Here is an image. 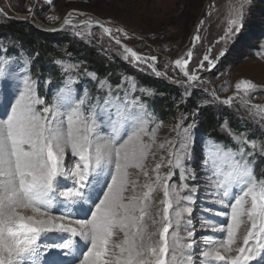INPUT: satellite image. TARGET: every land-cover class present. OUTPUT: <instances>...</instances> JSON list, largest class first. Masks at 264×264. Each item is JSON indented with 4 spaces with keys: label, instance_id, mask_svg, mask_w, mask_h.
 Masks as SVG:
<instances>
[{
    "label": "snow or ice",
    "instance_id": "1",
    "mask_svg": "<svg viewBox=\"0 0 264 264\" xmlns=\"http://www.w3.org/2000/svg\"><path fill=\"white\" fill-rule=\"evenodd\" d=\"M250 5L251 0H240L221 39L241 34L245 8L250 13ZM69 24L65 19L64 25ZM96 25L112 36L111 28L99 21ZM112 38L121 44L119 38ZM199 39L194 36L193 44ZM122 47L125 60L130 57L133 64L146 63L133 49ZM224 55L222 50L217 59ZM187 57L174 63L193 85L199 77L195 70L190 74L186 69L191 50ZM148 59L156 61L157 57ZM203 60L209 69L215 66L208 55ZM0 63L4 64L0 108L6 116L0 118V264H194V232L183 236L181 228L190 223L185 214L193 212L192 195L182 193L189 190V175L195 178L188 166L195 155V118L185 123L187 115L181 116L172 128L175 137L159 142L162 122L157 123L143 101L127 91L120 97L109 84L102 97H93L87 91L74 93L75 81L69 80L48 103L38 94L35 81L23 77L22 84L15 83V72L6 61ZM149 67L161 75L154 65ZM104 83L100 82V90ZM236 88L242 97L234 93L221 100L213 93V102L231 106L239 98L245 106L257 85L241 81ZM248 107L254 116L264 117V108ZM105 126L109 132L102 134ZM226 131L237 148L214 138L204 142L203 166L209 173L211 202L230 212L215 211V216L227 218L226 225H206L223 235L207 241L201 259L204 264H261L264 174L256 176L252 157L264 155V143L250 141L230 128ZM245 144L251 151H246ZM158 150L167 151V162L160 155L149 169V158L156 161ZM164 167L166 173L161 172ZM177 171L179 183L171 182ZM140 175L146 178L143 184ZM157 191L163 194L159 201L154 196ZM27 209L34 215H23ZM242 227L245 234L238 243ZM121 234L119 242H114Z\"/></svg>",
    "mask_w": 264,
    "mask_h": 264
},
{
    "label": "rangeland",
    "instance_id": "2",
    "mask_svg": "<svg viewBox=\"0 0 264 264\" xmlns=\"http://www.w3.org/2000/svg\"><path fill=\"white\" fill-rule=\"evenodd\" d=\"M239 3L240 0H0V25L12 26L11 29L15 32L24 30L22 27H34L53 33L61 32L71 36L74 43H84L92 54L100 55L104 65H115L114 73L119 77L118 84L112 87L110 78H103L97 81L95 91L102 97L110 84L112 92L120 97H123L126 91L130 97L135 96L139 99L137 97L139 96L147 110L153 113L156 122H162L157 134L159 142L175 137L176 133L172 128L181 116L187 115L185 123H191L195 118L197 124L195 155L188 164L189 171L194 173L195 178L192 174L189 175L187 181L189 190L182 193L192 195L194 203L190 206L193 212L191 215L185 214V221L190 223H187L186 228L182 227L185 230L181 229L183 236H186L187 231L194 232L192 238L194 247L191 250L194 264H204L201 251L207 241L223 235L213 232L211 227L206 225L209 222L217 225L227 223L226 217L215 216L216 210L227 209L213 204L211 202L213 197L209 195L207 179L209 173L203 166L204 149L207 146L204 142L208 138L203 139V131L200 128L203 114L221 117L217 134L222 136L224 140L222 143L225 146L238 147L227 134L228 128L236 134L246 135L250 141L264 143V117L254 116L248 107L252 105L264 108V0H251L250 13L248 7L245 8L246 17L241 34L227 41L223 40L221 37L225 35L227 22L235 15ZM65 19L70 20L71 24L64 25ZM96 21L111 28L112 36L106 35L102 28L96 25ZM200 21L204 22L201 24ZM116 28L123 29V32H117ZM77 32L81 35H76ZM197 35L200 39L193 44V37ZM112 37L119 38L121 44H116ZM9 43L11 41H0L1 53ZM68 46L69 44L64 43L59 50L66 52ZM122 46L133 49L146 60V63L133 64L130 57L125 60ZM55 48L58 47L55 45ZM189 50L192 51V58L186 69L190 74L195 70L199 77L193 85L187 83V77L174 63L177 59H187ZM222 50L225 55L217 59ZM205 55L215 61V66L211 69L208 62L203 60ZM152 56L157 57L156 61L148 59ZM72 57L71 53H65L61 59L54 62L65 76L57 82L50 76L55 75V72L49 75L59 86L53 95L48 96L46 100L48 103L53 101L54 95L69 80L75 81L76 85L83 83L86 88L79 91L74 84L72 85L74 93L87 91L89 95H94L88 91V86L90 88V84L95 81L96 75L93 78L95 73L85 67L84 60L77 61ZM22 60V65L16 67L14 62L0 57V62L6 61L7 66L17 75L18 79L15 81L17 84H22L21 78L30 77L26 56L22 55ZM201 61L203 68L200 67ZM149 64L154 65L161 75L157 76ZM2 67L4 64L0 63V68ZM65 69L69 71L66 73ZM143 79H162L172 86L173 90L167 94L173 102L172 114L163 118L160 116L161 110L155 107L153 100H159L163 94L156 93L146 86V83L139 87L137 84ZM241 81H250L257 85L246 98L247 105L241 106L242 101L239 98L235 99L231 106L213 102V93L221 100L233 96L234 93L242 97L243 92H238L236 88L237 83ZM100 82H105L103 90H100ZM51 87L56 90L55 84ZM38 94L40 95L39 91ZM188 99H192L195 106H191ZM244 147L246 151H251L248 145L245 144ZM160 155L165 157L163 163L166 164L167 151L158 150L152 166L159 162ZM260 157L261 154L257 153L252 159L258 160ZM69 166L74 165L70 162ZM167 171V167L161 169L162 173ZM171 182L179 183L178 171ZM154 196L156 201L163 198L161 191L154 193ZM206 207L213 211H205ZM30 213L34 215L32 211ZM53 215L58 213L53 212ZM244 234L245 230L242 227L238 234V243L242 242Z\"/></svg>",
    "mask_w": 264,
    "mask_h": 264
},
{
    "label": "trees",
    "instance_id": "3",
    "mask_svg": "<svg viewBox=\"0 0 264 264\" xmlns=\"http://www.w3.org/2000/svg\"><path fill=\"white\" fill-rule=\"evenodd\" d=\"M11 28L12 26L9 27L5 24L0 25V41H11L9 45H6V48L2 53L0 49V57L3 56L4 59L14 62V65L17 67L22 65V55L26 56L28 61L27 70L30 77L36 82L35 84L40 92V96L46 100L48 99V96L53 95L58 90L57 87L59 84L53 82L52 78L57 82L64 79L65 75L61 73V70L56 67L54 62L57 59H61L65 53H71L73 56L72 58L77 61L84 60L85 67L95 73V81L90 84V88L88 86V91L94 94L93 97H95V95L98 96L95 91L98 80L110 78L112 87H114L113 85L118 84L119 77L114 73L116 66L110 64L104 65V62L101 61L100 55L96 53L92 54L91 50L87 48L84 43H74L71 36L62 34L61 32H47L34 27H22L21 29H24L21 30L22 33L12 31L13 28ZM64 43L69 44L66 52L59 50ZM55 45L58 47L57 49L55 48ZM53 72H55V75H50ZM49 75L52 76V78H50ZM143 83H146V86L155 90L156 93L163 94V97H160L159 100H153L155 107L161 110H159L160 116L163 118L165 115L168 116L170 113L172 114L174 112V110H172L173 102L167 97V94L173 90L172 86L162 79H143L137 85L141 87ZM54 84L56 85L55 91V88L51 87ZM83 86V83H78L76 85V87L79 88V91L86 90L85 86ZM51 88L53 91H51ZM177 97L179 96L177 95ZM188 103L192 104L191 106H195V102L192 103V99H188ZM220 120V116L215 117L209 116L208 114L206 115V113L203 114L201 121L202 125H200L204 135L203 138H214L216 141L224 142L222 136L217 134V129L221 124ZM255 161L256 174L258 176V173H260L258 176L260 177L264 174V155H261V157Z\"/></svg>",
    "mask_w": 264,
    "mask_h": 264
},
{
    "label": "bare ground",
    "instance_id": "4",
    "mask_svg": "<svg viewBox=\"0 0 264 264\" xmlns=\"http://www.w3.org/2000/svg\"><path fill=\"white\" fill-rule=\"evenodd\" d=\"M10 110V109H9ZM0 118H6V116H5V113H4V110H3V108H0ZM109 132V129L107 128V127H104L103 128V130H102V134H107ZM152 163H153V161H152V159L151 158H149V169L152 167ZM130 171H133V172H135V170H130ZM151 175V174H150ZM143 176H139V181H140V183L141 184H143L144 182H145V177H143V179L141 180V178H142ZM110 179V178H109ZM142 181V182H141ZM227 211H229L230 212V208L229 209H227ZM31 211H29V209H27V210H22V213H23V215H30L31 213H30ZM90 215V214H89ZM79 218H81V219H83V218H85L83 215H81ZM79 227V226H78ZM181 229H183V228H181ZM242 229V228H241ZM183 230H185V229H183ZM122 238V234L121 235H119V236H117V237H114V242H119V239H121ZM78 239V238H77ZM240 241V240H239ZM242 243V242H241ZM85 251H86V248L84 249ZM222 251V250H221ZM81 258H82V256H81ZM217 264H224V262H217ZM252 264H255V262H252ZM261 264H264V261H261Z\"/></svg>",
    "mask_w": 264,
    "mask_h": 264
}]
</instances>
